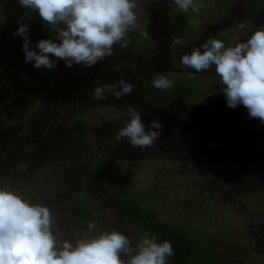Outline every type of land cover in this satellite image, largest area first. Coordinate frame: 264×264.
Wrapping results in <instances>:
<instances>
[{"label": "rangeland", "instance_id": "1", "mask_svg": "<svg viewBox=\"0 0 264 264\" xmlns=\"http://www.w3.org/2000/svg\"><path fill=\"white\" fill-rule=\"evenodd\" d=\"M195 2L198 9L212 11L215 0ZM23 11L16 0H0L1 183L31 202L47 205L58 239L85 231V222L62 209L64 201L75 197L92 207L96 229L116 228L134 240L133 228L92 169L94 157L108 158L129 170L135 186L152 192L148 204L159 217L195 228L202 242L219 252L218 264H264V123L249 117L243 105H226L213 68L197 72L179 60L207 36L227 33V44L243 38L238 21L250 27L264 24V0L254 12L246 11L241 0H232L194 32H176L149 48L112 52L87 67H67L56 59L51 69H37L23 60L22 38L12 30L18 20L38 24L35 12L25 20ZM135 11L137 27L146 29L165 28L171 15L184 14L174 0H139ZM38 27L49 35L45 25ZM173 38L182 44H173ZM108 64L114 70L126 64L137 71L132 91L119 99L110 91L116 76L99 75ZM167 72L205 80L201 96L163 111L148 104L141 81ZM77 83L80 94L74 92ZM96 85L109 86L103 99H93ZM129 105L139 109L145 124L156 118L162 125L152 146L141 149L114 139ZM72 116L87 121L86 135L72 130ZM207 142L213 145L205 148Z\"/></svg>", "mask_w": 264, "mask_h": 264}, {"label": "clouds", "instance_id": "2", "mask_svg": "<svg viewBox=\"0 0 264 264\" xmlns=\"http://www.w3.org/2000/svg\"><path fill=\"white\" fill-rule=\"evenodd\" d=\"M16 2L24 10L25 20L35 12L49 31V35L38 38L33 45L26 22L18 20L12 30L13 36L22 38L23 60L37 69L55 67V58L62 59L67 67L74 63L91 66L110 56L114 43L126 47L128 32L138 26L135 9L139 0ZM174 4L181 12L199 10L195 0H174ZM236 28L244 33L243 38L226 45L215 36H207L183 52L179 60L197 72L213 68L226 105H243L249 117L264 123V24L250 27L241 20ZM141 35L146 33L142 31ZM171 42L182 44L179 38ZM172 83L163 73L151 78V85L158 89H167ZM132 88L122 78L110 85L111 95L116 99L127 95ZM91 95L93 99H103L102 87L93 86ZM161 127L156 118L145 124L139 109L129 105L127 118L114 133V139L123 138L131 146L142 149L153 145ZM172 254L169 240H158L147 229L131 240L116 228L96 229L91 220L84 232L76 233L71 239H58L47 205L31 202L0 186V264H166Z\"/></svg>", "mask_w": 264, "mask_h": 264}, {"label": "trees", "instance_id": "3", "mask_svg": "<svg viewBox=\"0 0 264 264\" xmlns=\"http://www.w3.org/2000/svg\"><path fill=\"white\" fill-rule=\"evenodd\" d=\"M232 0H215L213 10H198L192 13L189 9L184 14L176 12L167 20L165 28L146 29L136 27L129 31L128 44L121 47L119 42L112 45L113 52H135L141 49L149 48L160 38L170 36L179 31L194 32L198 27L204 25L208 20L219 15ZM263 0H241L242 7L249 12L256 11L260 8ZM35 20L38 24L30 21L28 36L32 44L45 35L39 29L38 25L43 24L41 19L36 15ZM44 25V24H43ZM146 35H141V32ZM227 33L220 35L218 38L223 40L227 45ZM50 58H52L50 56ZM59 60V58H55ZM172 80L171 87L167 89L154 88L151 85V78L141 81V94L148 104L158 107L161 110L169 107H180L184 104L197 100L204 91L206 81H196L193 76L184 73L173 74L165 73ZM103 93L109 90V86H102ZM81 83L74 87L75 93H82ZM72 130L79 136H84L88 130L87 121L80 117L72 116L69 120ZM212 142H207L206 147H211ZM92 169L101 179L102 184L106 187L111 202L115 209L120 211L128 220L129 225L133 228L136 237L141 230L147 229L150 233H155L158 240L168 239L171 243L173 254L167 258L166 264H218V251L212 250L207 242H202L197 230L190 227L189 224H175L163 220L148 204L151 193L142 191L135 186L130 178V172L123 169L116 162L101 156L94 157ZM0 186L5 187L1 181ZM264 204V203H263ZM261 204V205H263ZM63 211L72 219L87 223L93 221L92 207L82 199H67L62 204ZM227 264H242L231 262Z\"/></svg>", "mask_w": 264, "mask_h": 264}, {"label": "flooded vegetation", "instance_id": "4", "mask_svg": "<svg viewBox=\"0 0 264 264\" xmlns=\"http://www.w3.org/2000/svg\"><path fill=\"white\" fill-rule=\"evenodd\" d=\"M261 13H262V11H261ZM193 46V45H192ZM117 53H119V52H117ZM128 53H132V52H128ZM110 62H112V61H109V63ZM128 63H131V62H128ZM159 64H160V62H159ZM159 64H157V63H154L153 65L154 66H158ZM113 70V72H110L109 70ZM133 69V66H131V65H123V66H118L117 68H115V70L114 69H112L111 67H110V65L108 64V65H104L103 67H102V69H99L98 71L99 72H101V73H99V75L100 74H102V75H105L106 74V77L108 78V77H110V73H111V75H113V76H116V80H118L119 78H117V77H119L121 74H122V79H124V77H126L127 78V81L128 82H133V83H136V78H135V74H136V72L137 71H131ZM141 71V70H140ZM139 71V72H140ZM143 72V71H142ZM134 73V74H133ZM143 73H145V72H143ZM134 75V76H133ZM98 76V75H97ZM120 78V79H121ZM125 80V79H124ZM107 92V91H106ZM172 108V107H171ZM164 110V109H163ZM162 110V111H163Z\"/></svg>", "mask_w": 264, "mask_h": 264}]
</instances>
